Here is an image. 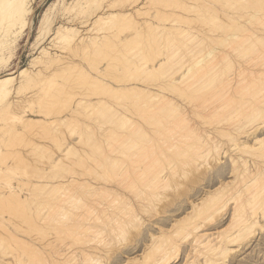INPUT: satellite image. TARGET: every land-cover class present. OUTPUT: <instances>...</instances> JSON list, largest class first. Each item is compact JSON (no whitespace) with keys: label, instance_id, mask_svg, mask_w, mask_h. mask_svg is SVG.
<instances>
[{"label":"rangeland","instance_id":"1","mask_svg":"<svg viewBox=\"0 0 264 264\" xmlns=\"http://www.w3.org/2000/svg\"><path fill=\"white\" fill-rule=\"evenodd\" d=\"M108 1L111 2L112 5L114 4L116 6V8H119V7L122 8V5H124V7L122 9H128V10H126L127 13H125L124 16L122 15L123 17L121 16V19H120V17H118L121 21L117 20L118 22H115L113 20L115 23L112 21L114 24L112 25V27L109 30L112 31V33H114V34L113 35L111 34V37L109 36L103 43H101V45L97 46L96 47L97 49L95 48V50H93V51L90 50L91 52L88 50V52L85 53L86 55H83L84 50L86 52V49L83 50L81 47H77V46L75 47L72 43L68 44V45L65 44L64 52L60 53L59 52L60 49L58 48V46H64L63 43H61V42L55 43L56 46L53 43L54 47L52 45L51 51L53 52V50H54V51H57L58 54H61V56H62L61 63H60V61L56 60L53 63L48 64L44 69L46 74H41L40 80H37L36 82L32 81L30 84H27L23 89H21V91L18 92L19 94L18 93L16 94L17 96L18 95L20 96V99L18 101L19 106L14 107V109L9 107V108H11L10 110H12V111L8 110L9 108L8 109L2 108L0 110V193H5L4 194L5 197H4V195H2L3 200L0 203V226L2 227V228L0 227V248H1L0 253L8 252V255H6L4 257V258H6L4 260L7 261L9 259L10 264H18L22 260H23L22 262H25V264H33V263L36 264L35 258L31 255L32 254L31 248L34 244L38 245L40 247L42 246L43 248L48 249V250H51V249L54 250L55 249V250H58L59 252H61V250H62L61 253H63V257H66L64 259H68V260L71 259V257H72V256H70V253H72V252L68 253L69 251H71V250L75 251V249H76L77 251H75V252H77L79 254L81 249L83 250L85 247L88 248V246L90 244L91 245H93L94 243H95L94 245L99 244V245H97L98 249L100 250V254H99L100 255L99 256L100 262H99V264H101V262L102 263L106 262L104 264H109V263L110 264H122L125 262L126 258H128L129 256L130 257H132V255L137 256L138 254H140L143 251L144 245H146L145 243L148 242V239H149L148 235H150L151 233L157 232V228L162 227V229L164 228L166 230L169 227L170 223L173 221V219H177V218L184 216L190 210L189 203H191L192 198H196V195H194L192 197V194L194 191L193 187L198 186L200 183H201L200 184L201 187L204 186L203 181H201V179H203L204 176H207L209 174L211 167L208 165L210 163L213 166H217V164H215L214 161L212 162L211 160H209L208 161L209 163H208L206 161L203 162L202 158H200L201 160L199 158H197L199 160V162L197 159H195V160L192 159V157H194L192 155H194V151H195L194 147H193L194 150H192V144L198 145L201 142V146H202V145H205L204 142H206L205 136L204 137L200 136V138H199L200 141H198L197 138H196L197 140L193 139L195 136H197V134L193 132L195 129L194 124L199 126V128H201L199 130V132L205 133V131L207 132V130H209L211 125L214 123V121H216L218 119L219 120L222 119L221 117H223V119H224V117L227 116V114H228V116L235 117V119L241 118L242 117L241 112L238 111V112L231 113V110H233V109H231V110L228 109L229 105H231L232 102L234 103V101L236 99L237 100L240 99L238 94H240V96L244 95L243 97L245 98V99L244 98L242 99V97H241V99L238 101V103L241 100H243V101L245 100L249 103H252V101H253V104H255L256 102H258L259 100H261L263 98L261 96L263 94L262 90L264 91V89H263L264 88V84H263L264 79H262V78H264V73L260 72V75L258 74L259 77L256 74L251 75L250 73H251V71H254L253 69H264V67H263L264 65L262 64V63H264V61H263L264 60V57H263L264 51H262V50H264V44H262L261 41L258 42V39H253L254 38L253 36H252V38H250L251 41H248L249 39L246 38L245 36L247 35L248 32L249 33L254 32V34H256L257 36L258 35L264 36V20H263L264 19V11H263L264 10V8H263L264 7L263 6L264 0L263 1L262 0H260V1H253V0H247L246 1V0H244L246 2H243L242 0H239V1L238 0H229V2H228V0H221V1L220 0L219 1L218 0H159V1L158 0H145V1H143V0H124V2L121 0H77L76 2H75V0H32L31 2H32V6H33V11L31 13V15L29 16V23L27 24L28 26L26 25V27L23 29V31L16 36V38L13 42V45H12V47L14 49L13 55L9 59H6L5 64H0V75L7 73L8 71L17 70L18 68L24 67L26 65L31 66V69L34 71L41 68L44 65V63H43L42 59L36 58L35 56H37V54H38V52L42 46H44V45L49 46V44H47V42H49L48 36L54 31V28L57 27V25L60 22H62V20L64 21L65 18H67L69 16H73L74 19L76 17L78 18L80 16L81 17L82 16H88V18H91V17L93 18L95 16L96 12H98L101 5L108 2ZM141 1H143V2H141ZM140 2H141V4H140ZM224 2H226V3H224ZM245 3H248V4L246 5ZM97 4H99V5H97ZM128 4H130V5H128ZM240 4H241V6H240ZM261 4H263V5H261ZM231 7L235 8V9H233V8L231 9ZM258 7H260L262 10L259 9ZM113 8H115V7H113ZM154 11H156V12H154ZM231 11H233V12L239 11V14H237L236 12L234 14ZM43 13H46V15L49 17L50 22L48 24V26H49L48 29H46L43 34H39L37 31V27H38L39 21H40ZM175 14H176V16H173ZM164 15H167V16H164ZM179 16H182V17H179ZM211 17H212V19H210ZM161 18H163V19H161ZM166 18H167V20H166ZM238 18L239 19L241 18V19L239 20ZM171 19L173 20V22ZM79 20H81V18ZM215 20H217V22H214ZM232 20H234V21L232 22ZM245 20L247 23L245 22ZM247 20H249V21H247ZM198 21H200V22H198ZM230 21L232 24H230ZM148 22H149V24H148ZM78 23L80 26H82L81 29L83 27L87 26V25L83 26V24L80 22H78ZM211 23H213L214 25H212ZM250 23L251 24L253 23V24L251 25ZM150 24H152V25H150ZM220 24H221V26H220ZM158 25H159V27H158ZM161 25H163L162 28L160 27ZM97 26L98 25L96 24L94 27L98 28L101 25L98 27ZM149 26L151 27V29ZM152 26H153V28L155 26L157 27L156 29L154 28L155 30H158V28H159L160 32L157 33V32H155L154 29L152 30ZM218 26H220V27H218ZM229 26H230V28H229ZM167 27H168V29L170 27H172L173 31H171V28H170V30H168ZM173 27H176V29L179 30V32L176 29H173ZM211 27H213V28H211ZM222 28H224V30L226 32L225 31L223 32ZM251 28H253V29H251ZM119 29H121V30H119ZM162 29H163L164 33H163ZM208 30H210V31H208ZM234 30L236 31V33L239 32V34L236 35ZM247 30H249V31L247 32ZM161 31H162V33H161ZM233 31H234V34H233L234 36L232 37L230 34ZM244 31L247 33L245 34ZM86 32H90V31H86ZM181 32L183 33V35L181 34ZM241 32H243V33H241ZM176 33L178 35H176ZM187 33H189V34H187ZM221 34H224V37L227 34V37H225V38H227V40H228L227 46L230 45L229 47H227L225 45L224 41L222 42L224 37ZM244 34H245V36H244ZM241 35H242V37L239 38L238 36H241ZM158 36H160V37L158 38ZM190 36H191V39H193V41H191ZM228 36L231 38H229ZM115 37H116V39H115ZM152 37H153V39H152ZM148 38L150 39V41L152 43L149 42ZM181 38H182V41H181ZM207 38L209 39V41ZM215 38L218 39L216 42H214L212 40ZM236 38H238L239 40L238 39L236 40ZM123 40H126V41H123ZM143 40L145 43H147L148 48L146 47V44L143 42ZM153 40H156V41H153ZM183 40H185V41H183ZM168 41H170V42L172 41L171 42L172 44ZM178 41H179V43H177ZM211 41L213 44L209 43ZM220 41L223 44H221ZM112 42H114V43L112 44ZM173 42H174V44H173ZM229 42L231 44L233 43V45L229 44ZM107 43H108V45H107ZM141 43H143V44H141ZM149 43L152 45H150ZM235 43H237V44H235ZM255 43L259 44V47H258V45H255ZM134 44H135V46H134ZM208 44L214 45L216 47L217 51H220V52L222 51V54H223V52L226 53L227 51L230 54V55H227L225 57L223 55L224 59L221 57L222 54H218L217 55L218 57L216 58V60L214 59L213 62L217 61V62H220V64L217 65L215 69H217L219 66V68H218L219 71L223 70L224 72H226V71H228L226 69L227 68L229 69V66H232L231 63H233L234 61H235V63L242 61L243 66H245V69H247L248 71H246L245 69L240 71L238 69L239 71L236 72V74H235V71H237V69L235 71H231V72L228 71L230 74L229 77L224 76V74H223L221 79L214 80L215 83H213V85L211 83L208 86L206 85V87L203 88L204 89V91H202L203 93L201 92L199 94V91H201V90H199L198 94H197L198 98H196V96H195V98H192V97L189 98L188 97L190 100H188V98L186 96L183 97L184 96L183 93L186 92L189 94L190 92H188V91H191L190 95H192L191 89L194 86V80L193 79L196 78V75L197 76L199 75L198 73L195 75V77L182 79V81L180 80L181 81L180 84H179V81L177 82L178 83L177 88L182 90L183 96L180 94V91L178 92L180 95L175 94V92L177 93V90H178L177 88H174V89L171 88V90H173L174 93H172V91L169 88H166V90L165 89L160 90V89L156 88V86L161 84V82L165 83L166 81L171 80V79L181 78L182 72L184 70H186V68L190 64H192V61H193L191 59L192 53L195 51L199 52L200 50H202L200 52L203 53L205 49L210 47V46H208ZM240 44H242V45H240ZM204 45H205V47H204ZM243 45H245V46H243ZM251 45H253V47L255 46L254 47L255 49H253V47ZM109 46H110V48H109ZM137 46L142 47V48L144 47L143 50H145L146 53L143 52L142 54L141 53L133 54L132 51H136V49L138 48ZM149 46H150V48H149ZM167 46H171L173 48L167 47ZM241 46H243V48L245 47L243 51H242ZM260 46L262 47L261 49H259ZM176 48H177V50H176ZM186 48L189 51H186L187 50ZM203 48H205V49H203ZM232 48H236V49L239 48L237 50L238 52L232 51ZM249 48H251V50ZM257 49H258V51H257ZM126 50H129V51H126ZM192 50H193V52H192ZM244 51H246V52H244ZM97 52H98V54H97ZM157 52H159V53H157ZM176 52H178V53L176 54ZM231 52L233 55L231 54ZM259 52H261V53H259ZM127 53L130 54V56L131 55H134V56L130 57L129 55H127ZM228 53H226V54H228ZM237 53H238V56L240 55L239 58L241 60H239V58H236V57H238ZM241 53H243L244 56L247 55L246 58L244 56H241ZM255 53H256V55H255ZM189 54L191 57L189 56ZM259 54H261V55H259ZM254 55L257 58H255ZM180 56H182V57H180ZM233 56H234V58H233ZM248 56H249V58H248ZM86 58H88V61ZM250 58H253V60L252 59H251L252 61L249 60ZM84 59L86 61H84ZM127 59H129V60H127ZM165 59H168L167 61H169L171 63H169V62L167 64L165 63L166 64L165 66L161 65L160 63L165 61ZM246 59H248L247 60L248 63H245ZM227 60L228 61L230 60V61L228 62ZM72 61H74V63L79 62L80 65L78 64V67L76 65L72 66V63H71ZM189 61H191V62H189ZM257 61L259 64L257 63ZM261 61H262V63H261ZM208 62H210V61H208ZM68 63H70V64H68ZM130 63H132V64H130ZM251 63L253 65V67L250 66ZM66 64L70 65V67L67 66ZM159 64H160V66H163L164 69H162L163 67H161V69L158 70V68L160 67ZM205 65H207V66L204 67ZM211 65H212V63L210 62V65H209V63L202 65L203 66V67L201 66L202 69L199 68L200 66L197 67L196 69L199 70L200 74L203 73V75H204L206 73L204 71H206V69L208 71L210 69L209 66H211ZM260 65H263V66L260 67ZM155 66H157V70H156ZM143 67H144L143 70H146L145 73H141ZM150 67H151V69H149ZM224 67H225V69H224ZM146 68H148L149 70ZM153 69H155V70H153ZM176 69L179 72H177ZM153 71H155V72H153ZM221 71H220V73H221ZM243 71H245V72H243ZM137 72H138V74H136ZM76 73L78 75H76ZM242 73L243 74L247 73L246 75L248 76L249 80L250 79H252V80L247 81L248 78L245 77L246 76L245 74L242 76ZM140 74H142V75H140ZM171 74H172V76H171ZM165 76H168L169 79ZM206 76H204L201 79L203 84L206 83L207 79H208L207 81H210L209 79H211V77H206ZM208 76H211V75L209 74ZM236 76L242 82H240V80H237L235 78ZM62 77H63V79H62ZM96 78L100 79V83L95 81ZM123 78L125 79V81ZM226 78H228L227 82L225 80ZM254 78H256V79H254ZM188 79H190V80L188 81ZM132 80L135 82H132ZM142 81H144L145 84H147L148 86H150V84H151L150 87L153 88L152 89L153 92L151 91L152 93L155 94V93L159 92L160 95H158V96L152 95L151 97L147 96L145 98L146 100H143L141 102L139 99H136V101L133 100L131 98L132 96L129 97L128 93L131 94V91H121V90L115 91V90H112L111 88L108 89L106 87V86H108V84H110L112 86H117V87L128 86L130 83H134V84L139 83L140 84ZM148 81H152V83L148 82ZM153 81H155V82H153ZM229 81L231 82V84ZM221 82L223 85L221 84ZM57 83H59V84H57ZM181 83H183L182 86H179V85H181ZM224 83H226V84H224ZM97 84H98V86H96ZM236 84H238V85L235 86ZM250 84L253 87L252 91L254 90L253 94L251 93V89L248 90V88H250ZM252 84H254V86ZM100 85H102V86L99 87ZM232 85L234 87H232ZM255 85H256V87H255ZM259 85H260V88L262 86V89L260 90L261 95H259V89H260L258 87ZM152 86H154V87H152ZM184 86L187 87V90H185L186 88ZM188 86L191 89H189ZM245 86H246V88H243ZM181 87H183V88H181ZM210 87H211V89H210ZM212 87H215V88L212 89ZM226 87H227V89H226ZM52 88H53V90H52ZM110 90L112 92H110ZM206 90H208V91H206ZM212 90H213L214 94L212 93ZM227 90L229 92L231 91L230 92L231 94L235 90V92H233L234 95L232 94L233 95L232 96L231 94H229V92ZM113 91L116 92V93H114L115 96L113 95L114 97L112 95L111 96L109 95L110 93L113 94ZM223 91H224V93H223ZM34 92L36 94L35 97L34 98L29 97L30 98L29 99L28 95L32 94ZM124 92H125V94L127 93L126 94V97L128 96L127 100H126V97H124L125 100L122 98ZM208 92L211 94H209ZM220 92H222V93H220ZM248 93H249V95H248ZM119 94H121L122 96ZM188 94H187V96H190ZM207 94L212 96L211 97L208 95L209 100L212 102V103L209 102V103H211V106L208 103L209 105L207 104V106L209 108L204 105V106H201L198 108V110L196 111L197 113L191 112L190 109L192 107V104L195 105L198 102V100L199 101L202 100V101H204L203 104H206L205 102L208 101L207 100ZM215 94H217V95H215ZM221 94H223V96H225L223 98H225L226 100L221 98ZM39 95H41V96H39ZM45 95H46V97H45ZM198 95H200V96H198ZM227 95H229V97ZM236 95H238V97ZM166 96H168L169 99H167ZM179 96H180V98H179ZM202 96L203 97L205 96L204 97L205 100L202 99ZM234 96H236V98ZM249 96H250V99L248 101L247 98ZM164 97H166V98H164ZM252 97L257 99V101H254V99L252 100ZM163 98H164V100H162ZM231 98H233V99H231ZM129 99H131V100H129ZM171 99H173L175 102L182 104V106L184 107V111L187 115L186 117H188V119H185V115H184V117L182 116L185 120L182 119L179 121V118H182L181 116L176 118V116H178V115L175 116L176 112H175V114L171 112L172 108L170 109V107L168 106V103H167L168 100H171ZM195 99H198V100H195ZM214 99H215V101H214ZM228 99H231L232 101H228ZM147 100H149V102ZM191 100H193V101H191ZM219 100L220 101H226V102H221V104H220ZM237 100H236L235 104H237ZM102 101L103 102L105 101L108 104H105L104 106H100L101 104H99V102H102ZM163 101L166 102L167 104L166 103L164 104ZM188 101H190V102H188ZM227 101H228V103H227ZM215 102H216V104H215ZM218 102H219L220 106L218 105ZM229 102H231V103H229ZM225 103H227L228 105ZM3 104H4V100H3V103L0 102V107H2ZM49 104H51V105H49ZM115 104H117V105H115ZM120 104H124L125 107L121 106ZM199 104H200V102H199ZM216 105H218V106H216ZM214 106H216V110H212L213 108H215ZM222 106H223V108H222ZM148 107H150V109ZM146 108H148V109H146ZM156 108L158 111H156ZM210 108L212 111L210 110ZM220 108H221L222 112H221ZM224 108H226L227 110H225ZM228 110H230V111H228ZM41 111L47 116L43 115V113H41ZM145 111L148 112V114H146ZM203 111H205V113ZM207 111L210 113L208 114ZM213 111H214V113H213ZM217 111H219L220 113H217ZM225 111H228V112H225ZM14 113H15V115H14ZM46 113H48V114H46ZM201 113H202V115H201ZM221 113H223V114H221ZM235 113H236V115H235ZM172 114H174V115H172ZM212 114H215L216 116L212 115ZM219 114L222 116H220ZM19 115H24L25 117L24 118L18 117ZM152 115H154V117ZM233 115H235V116H233ZM112 116H114V117H112ZM120 116H123V118L125 120L126 119H128V120H126V122L124 119L120 120V118H122ZM208 116H210L211 119ZM28 117H31V119H26L27 120L26 121L27 124H26V123H24L25 122L24 119L28 118ZM43 117L45 118V120H47V122H43L40 124L35 120H34V123L32 121V119H34V118H43ZM63 118L66 119V121L64 120V123L66 124V122H67L68 125L64 126L65 125L64 123H60L61 119H63ZM148 118H149V120H148ZM209 119L211 120L210 124H209V122H210ZM30 120H31V122H29ZM116 120H118V121H116ZM122 120H124V121L122 122ZM206 120H208V121H206ZM190 122H192V123H190ZM30 123H32V124H30ZM192 124L194 127H192ZM207 124H209V125H207ZM218 124L221 125L222 123L220 122ZM67 126H70V130H71V128H72V130L71 131L68 130L69 128ZM142 126H144L145 128ZM149 126H151V127H149ZM128 127H130L131 129H129ZM136 128H138V129H136ZM159 128L161 130H163V128H168L167 129L168 131L166 129L164 130L165 133H167V134L163 135L162 133H160L159 131H161V130ZM181 128H182V130H181ZM192 128H194V129H192ZM138 130H140L142 133ZM139 132H140V134H139ZM179 132H181V133H179ZM180 134H184V136L186 138L185 140H187L188 145L191 144L190 147H185V145H182V146L179 145L180 148H179V146H173V147L168 148L167 145L161 144L162 139H166V140L169 139L170 140L173 137L177 138V136ZM123 135L124 136L126 135L127 137L124 138ZM201 137H203V138L201 139ZM117 138L120 139L121 142ZM134 138H135V140H134ZM132 140H134V141H132ZM192 140H194L193 142L196 141V143H198V144L193 143ZM116 141H118V142H116ZM157 142H158V144H157ZM153 143H154V146H153ZM117 144L119 147L116 146ZM137 144H138V146H139V144L142 145L143 148L141 146H139V148H138ZM129 145L136 152L135 151L133 152L132 149L130 151ZM155 145L157 148L155 147ZM161 146L162 147L164 146L166 150L164 148L161 150L160 149V148H162ZM110 147H112L111 150L109 149ZM154 147L156 150L153 149ZM178 148L181 150H179ZM105 149H107V150H105ZM157 149H159V150H157ZM118 150H120V151H118ZM143 150H145V153H143L144 152ZM160 150L163 151V153L166 152V154L161 153ZM131 152H133V153H131ZM156 153L158 154V156H162V157L164 155H166V156L167 155L168 156L174 155L175 157L174 156H171V157H174L175 160L173 158V159H171V161L173 160L172 163L167 164V162L165 160L166 156H164L163 157V159L165 160L164 161L165 163H164V162H162L163 159H161V157L156 156L157 155ZM123 154H124V156H123ZM129 154L131 157H127V156H129ZM133 155L135 156L134 158H133ZM141 156H142V158H141ZM149 157H150V159H148ZM129 159H130V161H128ZM187 159H188V162L186 161ZM176 160H177L178 164H177ZM189 160L194 161V163H193L194 165L191 164L192 162H190ZM133 161L135 163H133ZM140 161H142V162H140ZM152 161H154V162H152ZM222 161H227V160H225V157H223ZM115 163H116V166H115ZM142 164H144V165H142ZM103 165H104V167H103ZM133 165L136 167H134ZM138 165H139V167H138ZM141 166H144L146 172L151 171L154 173L155 171H157V172H155L158 175L157 179H158V181L161 180L160 182H157L158 183L157 188L161 187V189L163 191H160L161 190L160 188H158V189L155 188L156 191L158 190V192H159L158 195H160V196H157V198H154V200H152V203H150V206L146 208L147 211H143L141 209H138L139 216H141L144 219V223L140 227L139 231L135 232L134 230L130 229L132 231L129 230L130 232L128 231L126 233L127 235L125 234V236H122V235L116 236L117 239L114 235L113 236L108 235L106 230H102L101 227L89 229L88 231L85 229H83L84 230L83 231L82 226H80L78 228L74 227L73 229L76 228L75 230H73L71 228V229H69L70 233H67L68 227H67L66 223L64 222L66 220L65 219L66 217H64L65 215H63V214H65L66 211L68 212V210L70 209V206H71L70 202H68V200H66V198L68 199L67 196H69L68 195L69 192L66 193L67 196L64 195L65 193H62L63 196L61 193L58 194L60 191L58 193H56L57 192L56 189H58L59 187L57 184H56L57 186H55L54 183L59 182L60 185L63 182H65L67 184L71 183V184H69V185H71V188H70L71 192L70 193H74V195L76 193V195H77V197L74 195H73V197H76V198L80 197L81 199H84V198L96 199L97 198L98 200H105L106 201V199H110V197L112 196V193H113L112 191H109L110 194L104 193V195H103L104 197H103L101 194L96 195L93 192L96 189L94 190L92 188L98 187V189H100L99 187L101 185L102 186H105V185L110 186V185H112V183H114L115 181L117 182L120 179L118 181V183L120 181L121 182L123 181L122 183L125 182L124 184H129V183L130 184L131 183L137 184V183H139L142 191L146 192V189L144 188V184H145V182H149L148 177H150L151 175H154L155 173L154 174L148 173L149 174L148 175V174H146L145 171H143V168H141ZM165 166L169 167V168H167L168 170H166ZM170 167H172V168H170ZM132 168H135V169H132ZM137 168H138V171H139V169L142 170V171L140 170L139 172L137 171L138 174L136 172ZM173 168H175V170ZM130 169H131V171H130ZM133 170H134V173H133ZM162 170H164V171L162 172ZM167 171H170L173 174H171V176H170L169 175L170 172L168 174ZM109 172H111V173H109ZM174 172H176V173H174ZM124 173H126V174H124ZM131 173L134 175V177H136V179L139 178V180H141L143 178L144 181L137 182L138 180H136ZM142 173H143V175H141ZM160 173L163 177L160 175ZM139 175H141V176L145 175L144 176L145 178L144 177L141 178V176H139ZM102 177L103 178L105 177L104 178L105 181L103 180ZM128 177L132 181H133V179L135 181L132 182L131 180L128 179ZM132 177H133V179H132ZM161 177H162V179H160ZM69 178H71V179H69ZM146 179H147V181H145ZM168 181H169V183H168ZM86 182H87V185H86L87 187L86 186L85 187L88 188L90 186L89 188L91 190L89 189V191H91V192L88 191L89 193L88 192L86 193L88 196L87 195L83 196L85 194L84 189L85 190H87V189L84 187H80V186L81 185L84 186L86 184ZM135 182H137V183H135ZM161 182L162 183L164 182L165 184L164 183L162 184ZM159 183L161 184L160 186H159ZM51 184H54V185H51ZM139 184H137V185H139ZM92 185H93V187H92ZM162 186L163 187L165 186V187L162 188ZM55 190H56V192H55ZM9 192H12V194L8 195ZM51 192L52 193L54 192L52 194L53 196L51 195ZM90 193H92L94 196L92 197V195H90ZM125 193H128V190H125ZM35 197H37V198H35ZM53 197H54V199H53ZM60 197H62L63 199ZM101 197H103V198H101ZM24 198H27V201H25L24 205L20 204V206H19L18 203H21L20 201L23 200ZM38 198H40V199H38ZM28 199L30 200V202ZM41 199L42 200L44 199V201H42ZM155 200H157V202ZM31 201L33 202V204L31 203ZM37 201H38V203H36ZM64 201L69 203V205L67 203H65ZM71 202H73V201H71ZM44 203H46V205ZM77 203H76L77 206H74V208L77 207V208H75L76 210L74 208H71V210L72 209H73V211L75 210L74 213L76 214L75 216H77V218H79V220H78L79 222H82V221L83 222H85V221L93 222L94 219H98V217H97L98 213H92L91 212L92 215L91 214L88 215L90 213V211H88L87 209L84 210V208H82L80 203L79 202H77ZM56 204L58 207H55ZM151 204H152V206H151ZM27 206L29 209L27 208ZM154 206H156V208ZM2 207L6 210V211L4 210L5 211L4 214L1 213L2 212L1 210H3ZM38 207L41 210L38 209ZM66 207H68L67 210H66ZM151 207H153V208H151ZM34 208L35 209L37 208V209L33 210ZM42 208H44V209H42ZM55 208H57L56 211L55 210L53 211V209H55ZM61 208L64 212L61 211ZM159 208H160V210H159ZM59 210L61 213L59 212ZM40 211H42V212L40 213ZM83 211L84 212L86 211L85 214H87V215H85L83 213ZM46 212H49V213H47L48 216L46 215ZM147 212H150L149 216L145 215V214H148ZM94 214H95V218H94ZM53 215H55V216H53ZM55 218L56 219L58 218V221ZM50 219H52V220H50ZM53 219H55V220H53ZM163 219H167V221L164 223V225H163V222L160 221ZM55 221H57V222H55ZM2 222L4 223V225L7 228H9L11 231L16 233L20 237V239L14 240L11 235L6 233V230H5L4 226L2 225ZM160 223H162V224H160ZM11 224H13V225H11ZM60 224H62L63 226ZM78 224H80V223H78ZM43 225H47V226H43ZM80 225H82V224H80ZM51 230L54 231L55 234ZM65 231H66V233H65ZM90 231H91V233H90ZM48 232H49V235H47ZM57 232H58V234H57ZM262 233L263 232L261 230L255 231L252 234V236L250 237V239H247L246 242L248 244H246V243L243 244V246H245L244 248L242 247L243 249L241 248L240 250H238L239 251L238 253H237V251H235L236 254H235V252H233V253L231 252L232 254L228 253L229 255H226L225 256L226 258L224 257L225 260L223 258V261H221V263L226 264V262H227V264H237V263H239V264H264V243L262 244V240H261V234ZM51 234H52V236L53 235H56L58 237L60 236L58 238V240L54 244H52V246L49 243L46 244L48 242V239H50L52 237ZM95 234H97V235L94 236ZM26 235L29 237H27ZM39 235L42 236V239ZM98 235H100V236H98ZM31 236H34V237H31ZM104 236H106V237H104ZM92 237H94V238H92ZM100 237L102 238V242H100L101 241V239H99ZM122 237L124 239H122ZM68 238L72 239L73 241L76 240L75 243L72 242L71 240H70L71 241L70 242L68 240ZM96 238H98V239H96ZM137 238H139V239H137ZM21 239L24 240V244L22 243L23 240L21 241ZM78 239H79L80 243L77 242ZM95 239L97 241V244H96ZM35 240L37 242H35ZM59 241L63 245L60 244L61 246H58ZM25 242L27 244H25ZM88 242H90V243H88ZM104 242H105V245L108 244V246L110 245L111 247L106 246V249L104 250V248H105ZM72 243H73V245H72ZM82 243L85 245H83ZM68 244H69V246H68ZM101 244H103V245H101ZM65 246L69 249L68 250H67V248L65 249ZM101 247L103 249H101ZM11 249H13L16 252L12 251ZM20 251H21V253H20ZM11 253L12 254L14 253V255H12ZM16 253H17V255H16ZM65 253H67V254H65ZM18 254L20 255V257ZM64 254L66 256H64ZM174 254L176 256L172 254L171 259H170L171 261L169 264H179V263L183 264V262H184L183 257L185 256V252L182 249V246H179L178 251H176V253H174ZM29 255H30V257H29ZM15 256L17 258H21V260L18 259V263H17V258ZM26 257L29 260H27ZM115 257L118 259H116ZM229 257H231L233 259H231ZM32 258H33V260H32ZM74 258H77V257H74ZM108 260H109V262H108ZM76 261H80V258H78ZM133 263L136 264L134 261L130 262V264H133ZM22 264H24V263H22Z\"/></svg>","mask_w":264,"mask_h":264},{"label":"bare ground","instance_id":"2","mask_svg":"<svg viewBox=\"0 0 264 264\" xmlns=\"http://www.w3.org/2000/svg\"><path fill=\"white\" fill-rule=\"evenodd\" d=\"M32 0H0V64H5L6 63V59H9L12 55H13V52H14V49L12 47L13 45V42L16 38V36L18 34H20L23 29L26 27V25L29 23V16L31 15L32 11H33V6H32ZM77 0H75L76 2ZM124 2V0H121ZM145 1V0H143ZM141 1V2H143ZM159 1V0H158ZM219 1V0H218ZM221 1V0H220ZM239 1V0H238ZM243 2H246L244 0H242ZM253 1H260V0H253ZM263 1V0H262ZM58 2V1H57ZM135 2V1H134ZM133 2V3H134ZM140 2V4H141ZM229 2V0H228ZM252 2V1H251ZM101 3V2H100ZM118 3V2H117ZM136 3V2H135ZM134 3V4H135ZM217 3V2H216ZM226 3V2H224ZM139 4V5H140ZM223 4V3H222ZM246 5L248 3H245ZM99 5V4H97ZM119 5V4H118ZM117 5V6H118ZM130 5V4H128ZM203 5V4H202ZM225 5V4H224ZM263 5V4H261ZM142 6V5H141ZM140 6V7H141ZM207 6V5H206ZM220 6V5H219ZM238 6V5H237ZM241 6V4H240ZM264 6V5H263ZM115 7V8H113ZM124 7V5H122V8ZM239 7V6H238ZM237 7V8H238ZM97 8V7H96ZM122 8H116V6L113 4H111V2H106L104 4L101 5V7L99 8L98 12H96L95 16L92 18H88V16H80L78 17L79 19L81 18V20H79L77 17L74 19L73 16H69L67 18H65V20L62 22H60L57 27L54 28V31L48 36L49 37V42H47L48 45H44L40 48L37 56H35L36 58H39V59H42L44 65L39 68L38 70L34 71L31 69V66H24V67H21V68H18L17 70H14V71H8L7 73H4L2 75H0V102L3 103V100H4V104L2 107H0V110L3 108V109H8L9 107H11L12 109H14V107L16 106H19L18 105V101L20 99V96L16 95L18 92L21 91V89H23L27 84H30L32 81H37V80H40V75L41 74H46L45 73V67L50 64V63H53L54 61L58 60L60 61L61 63V54H58L57 51H54L53 52L51 51V47L53 45L54 47V44L55 43H58V42H61L63 43L64 46H58V48L60 49V53H63L64 52V49H65V44H73L75 47H81L83 50L86 49V52L84 50V53L83 55H86L85 53L88 52V50L90 51H93L95 50V48L99 45H101V43H103L109 36L111 37V34L113 35L114 33H112V31H110L109 29L112 27V25L115 23V22H118V21H121V16L126 12V10L128 9H122ZM176 8V7H175ZM194 8V7H193ZM233 7H231L232 9ZM236 8V9H237ZM259 9H261L260 7H258ZM264 8V7H263ZM136 9V8H135ZM185 9V8H184ZM198 9V8H197ZM235 9V8H233ZM241 9V8H240ZM244 9V8H243ZM256 9V8H255ZM137 10V9H136ZM239 10V9H238ZM242 10V9H241ZM262 10V9H261ZM147 11V10H146ZM255 11V10H254ZM260 11V10H259ZM264 11V10H263ZM262 11V12H263ZM140 12V11H139ZM156 12V11H154ZM189 12V11H188ZM194 12V11H193ZM233 12V11H231ZM237 14H239V11H235ZM235 12H233L235 14ZM172 13V12H171ZM198 13V12H197ZM257 13V12H256ZM260 13V12H259ZM75 14V13H74ZM173 14V13H172ZM223 14V13H222ZM241 14V13H240ZM161 15V14H160ZM169 15V14H168ZM203 15V14H202ZM225 15V14H224ZM122 16V17H123ZM142 16V15H141ZM164 16H167V15H164ZM171 16V15H170ZM173 16H176L173 15ZM196 16V15H195ZM229 16V15H228ZM231 16V15H230ZM236 16V15H235ZM241 16V15H240ZM254 16V15H253ZM120 17V19L118 18ZM169 17V16H168ZM179 17H182V16H179ZM185 17V16H184ZM203 17V16H202ZM232 17V16H231ZM237 17V16H236ZM243 17V16H242ZM261 17V16H260ZM263 17V16H262ZM132 18V17H131ZM164 18V17H163ZM161 18V19H163ZM217 18V17H216ZM253 18V17H252ZM64 19V18H63ZM123 19V18H122ZM165 19V18H164ZM169 19V18H168ZM178 19V18H177ZM204 19V18H203ZM212 19V17L210 18ZM214 19V18H213ZM233 19V18H232ZM239 19V18H238ZM241 19V18H240ZM239 19V20H240ZM248 19V18H247ZM259 19V18H258ZM115 22H114V21ZM118 20V21H117ZM159 20V19H158ZM167 20V18H166ZM165 20V21H166ZM170 20V19H169ZM172 20V19H171ZM188 20V19H187ZM264 20V19H263ZM89 21V22H88ZM114 23H113V22ZM160 21V20H159ZM175 21V20H174ZM180 21V20H179ZM185 21V20H184ZM190 21V20H189ZM203 21V20H202ZM221 21V20H220ZM234 20H232L233 22ZM236 21V20H235ZM249 21V20H247ZM49 17L46 15V13H43L42 14V17L39 21V24H38V27H37V31L39 34H43L44 31L46 29H48V24H49ZM82 23L83 26L84 25H87L85 27H83L81 29L82 26L79 25V23ZM173 22V20H172ZM200 22V21H198ZM204 22V21H203ZM214 22H217V20H215ZM237 22V21H236ZM246 22V20H245ZM256 22V21H255ZM88 23V24H87ZM146 23V22H145ZM144 23V24H145ZM171 23V22H170ZM176 23V22H175ZM206 23V22H205ZM226 23V22H225ZM229 23V22H228ZM247 23V22H246ZM257 23V22H256ZM261 23V22H260ZM263 23V22H262ZM98 25L100 27L96 28L94 27L95 25ZM149 24V22H148ZM212 25H214L213 23H211ZM210 24V25H211ZM230 24L231 21H230ZM234 24V23H233ZM249 24V23H248ZM251 24V23H250ZM253 24V23H252ZM251 24V25H252ZM146 25V24H145ZM152 25V24H150ZM188 25V24H187ZM237 25V24H236ZM239 25V24H238ZM261 25V24H260ZM259 25V26H260ZM28 26V25H27ZM169 26V25H168ZM221 26V24H220ZM218 26V27H220ZM249 26V25H248ZM145 27V26H144ZM147 27V26H146ZM150 27V26H149ZM159 27V25H158ZM161 28L163 27V25L160 26ZM165 27V26H164ZM177 27V26H176ZM176 27H173V29H176ZM208 27V26H207ZM214 27V26H213ZM211 27V28H213ZM216 27V26H215ZM228 27V26H227ZM235 27V26H234ZM241 27V26H240ZM117 28V27H116ZM155 29L157 28L156 26L154 27ZM153 26H152V30L154 29ZM171 28V31L172 30V27ZM170 28L167 29L170 30ZM178 28V27H177ZM181 28V27H180ZM201 28V27H200ZM209 28V27H208ZM230 28V26H229ZM236 28V27H235ZM239 28V27H238ZM122 29V28H121ZM119 29V30H121ZM151 29V27H150ZM154 29V30H155ZM195 29V28H194ZM215 29V28H214ZM217 29V28H216ZM223 29V32L225 31L224 28ZM234 29V28H233ZM253 29V28H251ZM149 30V29H148ZM151 30V31H152ZM177 30V29H176ZM182 30V29H181ZM185 30V29H184ZM221 30V29H220ZM86 31H90V32H86ZM163 31V29H162ZM161 31V33H162ZM179 32V30H177ZM210 31V30H208ZM214 31V30H213ZM235 31V30H234ZM234 31L230 34L232 37L234 36ZM238 31V30H237ZM249 30H247L248 32ZM255 31V30H254ZM155 32L159 33L160 32V29L158 28V30H155ZM226 32V31H225ZM247 32L244 31V33L246 34ZM164 33V31H163ZM236 33V31H235ZM243 33V32H241ZM249 33V32H248ZM247 33V35L244 36L246 38H248L249 40L248 41H251L250 38H252V36L254 37L253 39H258V42H262V44H264V36L262 35H256L254 34V32H250L249 34ZM154 34V33H153ZM180 34V33H179ZM181 34L183 35V33L181 32ZM189 34V33H187ZM201 34V33H200ZM215 34V33H214ZM239 34L236 33V35ZM135 35V34H134ZM158 35V34H157ZM156 35V36H157ZM176 35H178L176 33ZM192 35V34H191ZM210 35V34H209ZM212 35V34H211ZM223 35L224 37V34H221ZM115 36V35H114ZM145 36V35H144ZM181 36V35H180ZM185 36V35H184ZM183 36V37H184ZM208 36V35H207ZM119 37V36H118ZM160 36H158L159 38ZM165 37V36H164ZM179 37V36H178ZM194 37V36H193ZM227 37V34L226 36ZM222 40V42L224 41L225 45L227 46V38H225ZM229 37V36H228ZM239 38L242 37L241 36H238ZM114 38V37H113ZM155 38V37H154ZM157 38V37H156ZM199 38V37H198ZM201 38V37H200ZM231 38V37H229ZM235 38V37H234ZM116 39V37H115ZM149 39V38H148ZM153 39V37H152ZM184 39V38H183ZM189 39V38H188ZM190 39H191V36H190ZM208 39V38H207ZM206 39V40H207ZM238 38H236L237 40ZM244 39V38H243ZM109 40V39H108ZM146 40V39H145ZM204 40V39H203ZM214 42H216L218 39H212ZM239 40V39H238ZM245 40V39H244ZM123 41H126V40H123ZM153 41H156V40H153ZM181 41H182V38H181ZM180 41V42H181ZM185 41V40H183ZM191 41H193V39H191ZM209 41V39H208ZM243 41V40H242ZM247 41V40H246ZM255 41V40H254ZM253 41V42H254ZM109 42V41H108ZM144 42V40H143ZM149 42L150 39H149ZM165 42V41H164ZM170 42V41H168ZM172 42V41H171ZM170 42V43H171ZM198 42V41H197ZM200 42V41H199ZM203 42V41H202ZM221 42V41H220ZM221 42V44H223ZM233 42V41H232ZM237 42V41H236ZM239 42V41H238ZM256 42V41H255ZM54 43V44H53ZM106 43V42H105ZM114 42H112L113 44ZM145 43V42H144ZM152 43V42H151ZM179 43V41L177 42ZM184 43V42H183ZM209 43H212L209 42ZM240 43V42H239ZM127 44V43H126ZM143 44V43H141ZM146 44V47H147V43ZM150 44V43H149ZM172 44V43H171ZM174 44V42H173ZM213 44V43H212ZM229 44H231L229 42ZM237 44V43H235ZM252 44V43H251ZM108 45V43H107ZM125 45V44H124ZM152 45V44H150ZM165 45V44H164ZM170 45V44H169ZM233 45V43L231 44ZM242 45V44H240ZM246 45V44H245ZM243 45V46H245ZM248 45V44H247ZM255 45H258L259 47V44L255 43ZM56 46V44H55ZM104 46V45H103ZM115 46V45H114ZM135 46V44H134ZM210 46L209 48L205 49L204 52H200L202 50H200L199 52L195 51L193 52L192 50V64H190L186 70H184L181 74V78L179 79H171V80H168L166 81L165 83H162L157 85L156 88L157 89H165L166 88H169L171 90V88H177V85H178V81H179V84L180 82L182 81V79H187V78H192V77H195V75L198 73L199 75L197 76L196 75V78H194V86L193 88H188L192 90V95H190L191 91H188L190 92L189 94L186 93V92H182V90L180 89H176L177 90V93L175 92V94H179L178 92L180 91V94L182 95V93L184 94L183 97H192V98H198L197 97V94H198V91H199V94L204 91V87H206V85L208 86L210 83L213 85L214 80L216 79H221L223 74L224 76H227L229 77V72L231 71H235L237 69V71H235V74L236 72H238L239 70H244L245 69V66H243V63L242 61H239V62H236L235 61L232 64V66H229V69L227 68L226 72H224L223 70L219 71V66L217 69L216 66L220 64V62H213V60L218 57L217 55L218 54H222V51H217L216 47L214 45H209ZM224 46V45H223ZM230 46V45H229ZM227 46V47H229ZM242 47V51L244 50V48ZM253 47V45H251ZM250 46V47H251ZM122 47V46H121ZM128 47V46H127ZM132 47V46H131ZM138 48L136 49V51H132L133 54H136V53H143L145 52L144 47H139L137 46ZM167 47H171V46H167ZM182 47V46H181ZM188 47V46H187ZM191 47V46H190ZM205 47V45H204ZM239 47V46H238ZM255 47V46H254ZM253 47V49H255ZM257 47V46H256ZM99 48V47H98ZM110 48V46H109ZM148 48V47H147ZM150 48V46H149ZM173 48V47H171ZM189 48V47H188ZM196 48V47H195ZM201 48V47H200ZM231 48V47H230ZM237 48V47H236ZM236 48H232V51H237L238 49ZM248 48V47H247ZM262 47L260 46L259 49H261ZM97 49V48H96ZM100 49V48H99ZM114 49V48H113ZM118 49V48H117ZM127 49V48H126ZM158 49V48H157ZM156 49V50H157ZM168 49V48H167ZM170 49V48H169ZM187 49V48H186ZM192 49V48H191ZM190 49V50H191ZM225 49V48H224ZM251 50V48H249ZM119 50V49H118ZM130 50V49H129ZM129 50H126V51H129ZM135 50V49H134ZM148 50V49H147ZM150 50V49H149ZM177 50V48H176ZM90 51V52H91ZM115 51V50H114ZM117 51V50H116ZM169 51V50H168ZM173 51V50H172ZM185 51V50H184ZM186 51H189L188 49ZM241 51V50H240ZM258 51V49H257ZM264 51V50H262ZM95 52V51H94ZM93 52V53H94ZM99 52V51H98ZM97 52V54H98ZM118 52V51H117ZM155 52V51H154ZM238 52V51H237ZM246 52V51H244ZM252 52V51H251ZM101 53V52H100ZM107 53V52H106ZM105 53V54H106ZM119 53V52H118ZM121 53V52H120ZM131 53V52H130ZM146 53V52H145ZM159 53V52H157ZM169 53V52H168ZM178 52H176L177 54ZM182 53V52H181ZM185 53V52H184ZM190 53V52H189ZM228 53V51L226 52ZM223 52L222 54V58H223V55L224 57L227 56V55H230L229 53L226 54ZM235 53V52H234ZM248 53V52H247ZM257 53V52H256ZM255 53V55H256ZM261 53V52H259ZM264 53V52H263ZM262 53V54H263ZM175 54V55H176ZM187 54V53H186ZM232 54V52H231ZM246 54V53H245ZM249 54V53H248ZM64 55V54H63ZM127 55L130 56V54L127 53ZM180 55V54H179ZM197 55V56H196ZM233 55V54H232ZM251 55V54H250ZM254 55V56H255ZM261 55V54H259ZM114 56V55H113ZM122 56V55H121ZM134 55H131L130 57H132ZM190 56V54H189ZM188 56V57H189ZM237 56H238V53H237ZM240 56V55H239ZM236 57V58H239ZM241 56H244L243 53H241ZM247 56V55H246ZM246 56H244L246 58ZM102 57V56H101ZM100 57V58H101ZM111 57V56H110ZM137 57V56H136ZM142 57V56H141ZM182 57V56H180ZM184 57V56H183ZM187 57V58H188ZM191 57V56H190ZM264 57V56H263ZM85 58V57H84ZM99 58V57H98ZM106 58V57H105ZM120 58V57H119ZM139 58V57H138ZM177 58V57H176ZM228 58V57H227ZM234 58V56H233ZM244 58V59H245ZM249 58V56H248ZM255 58H257L255 56ZM83 59V58H82ZM87 61H88V58H86ZM102 59V58H101ZM100 59V60H101ZM108 59V58H107ZM190 59V58H189ZM188 59V60H189ZM190 59V60H191ZM224 59V58H223ZM230 59V58H229ZM232 59V58H231ZM243 59V58H242ZM253 60V58H250L249 60ZM90 60V59H89ZM113 60V59H112ZM129 60V59H127ZM139 60V59H138ZM168 59H165V61L161 62L160 64L161 65H166L169 61H167ZM181 60V59H180ZM220 60V59H219ZM233 60V59H232ZM236 60V59H235ZM239 60H241L239 58ZM248 59H246L245 63H248L247 62ZM251 60V61H252ZM263 60V59H262ZM84 61H86L84 59ZM137 61V60H136ZM142 61V60H141ZM210 61L212 63L210 67V69L207 71H204L206 72L204 75L203 73H199V70H197L196 68L199 67L201 68L202 65L204 64H208L210 65ZM222 61V60H221ZM228 61V60H227ZM230 61V60H229ZM228 61V62H229ZM255 61V60H254ZM264 61V60H263ZM188 62V61H187ZM186 62V63H187ZM191 62V61H189ZM226 62V61H225ZM72 63V66L73 65H76L78 67V64L80 65L79 62H76L74 63V61L71 62ZM74 63V64H73ZM142 63V62H141ZM166 63V64H165ZM171 63V62H169ZM173 63V62H172ZM185 63V64H186ZM250 63V62H249ZM253 63V62H252ZM252 63L250 64V66L253 67ZM258 63V61H257ZM262 63V61H261ZM70 64V63H68ZM132 64V63H130ZM159 64V66H160ZM222 64V63H221ZM230 64V63H229ZM259 64V63H258ZM264 65V63H262ZM67 65V64H66ZM183 65V64H182ZM225 65V64H224ZM255 65V64H254ZM263 65H260L263 66ZM70 67V65H67ZM75 66V67H76ZM207 65H205L204 67H206ZM228 66V65H227ZM256 66V65H255ZM254 66V67H255ZM156 67V70H157V66ZM154 67V68H155ZM161 67L163 66H160L158 68L161 69ZM172 67V66H171ZM203 67V66H202ZM226 67V66H225ZM224 67V69H225ZM264 67V66H263ZM124 68V67H123ZM153 68V67H152ZM169 68V67H168ZM198 68V69H199ZM251 68V67H250ZM63 69V68H62ZM80 69V68H79ZM144 67L142 68V72L141 73H145L146 70H143ZM148 69V68H146ZM151 69V67L149 68ZM148 69V70H149ZM164 69V67L162 68ZM167 69V68H166ZM202 69V68H201ZM222 69V68H221ZM239 69V70H238ZM249 69V68H248ZM155 70V69H153ZM177 70V69H176ZM246 71H248L247 69H245ZM254 71H251V75L252 74H256L258 77L260 75V72L264 73V69H253ZM79 71V70H78ZM126 71V70H125ZM139 71V70H138ZM203 71V70H202ZM148 72V71H147ZM150 72V71H149ZM155 72V71H153ZM158 72V71H157ZM176 72V71H175ZM177 72H179L177 70ZM176 72V73H177ZM245 72V71H243ZM138 74V72L136 73ZM147 74V73H146ZM159 74V73H158ZM173 74V73H172ZM171 74V76H172ZM210 74L211 76H208ZM215 74V75H214ZM238 74V73H237ZM245 74V73H244ZM242 73V76L244 75ZM247 74V73H246ZM245 74V75H246ZM259 74V75H258ZM76 75H78L76 73ZM142 75V74H140ZM139 75V76H140ZM207 75V76H206ZM234 75V74H233ZM255 75V76H256ZM67 76V75H66ZM206 76V77H211V79H209L210 81H207L206 80V83H202V78ZM239 76V75H238ZM250 76V75H249ZM263 76V75H262ZM132 77V76H131ZM169 79L168 76H165ZM205 77V78H206ZM246 78H248V76L246 75L245 76ZM252 77V76H251ZM224 78V77H223ZM237 80H240L237 78V76L235 77ZM243 78V77H242ZM63 79V77H62ZM71 79V78H70ZM124 79V78H123ZM145 79V78H144ZM227 79L226 78V82H227ZM230 79V78H229ZM256 79V78H254ZM253 79V80H254ZM264 79V78H262ZM67 80V79H66ZM65 80V81H66ZM69 80V79H68ZM181 80V81H180ZM190 79H188L189 81ZM192 80V79H191ZM252 79L249 80V78L247 79V81H251ZM96 82L100 83V79L96 78L95 80ZM125 81V79H124ZM127 81V80H126ZM129 81V80H128ZM220 81V80H219ZM222 81V80H221ZM224 81V80H223ZM256 81V80H255ZM262 81V80H261ZM264 81V80H263ZM72 82V81H71ZM132 82H135L132 80ZM147 82V81H146ZM148 82H151L152 81H148ZM155 82V81H153ZM225 82V81H224ZM230 82V81H229ZM236 82V81H235ZM240 82H242L240 80ZM239 82V83H240ZM246 82V81H245ZM238 83V82H237ZM250 83V82H249ZM59 84V83H57ZM56 84V85H57ZM149 84V83H148ZM183 83H181V85L179 86H182ZM193 84V83H192ZM222 84V82H221ZM226 84V83H224ZM231 84V82H230ZM258 84V83H257ZM264 84V83H263ZM72 85V84H71ZM190 85V84H189ZM220 85V84H219ZM223 85V84H222ZM238 84H236L235 86H237ZM244 85V84H243ZM254 86V84H252ZM98 86V84L96 85ZM102 85H100L99 87H101ZM151 86V84H150ZM150 86H148L147 84H145L144 81H142L140 84L137 83V84H134V83H130L128 86H120V87H117V86H112L110 84H108V86H106L108 89H112V90H115V91H118V90H121V91H131V94H129V97H131L133 100L136 101V99H139L141 102L143 100H146L145 98L147 96L151 97L152 95L154 96H158L160 95V93H152L153 92V88H151ZM211 86V85H210ZM229 86V85H228ZM56 87V86H55ZM154 87V86H152ZM185 87V86H184ZM192 87V86H191ZM216 87V86H215ZM215 87H212V89H214ZM218 87V86H217ZM221 87V86H220ZM224 87V86H223ZM232 87H234L232 85ZM251 84H250V88L251 89V93L253 94L254 90L252 91L253 87L251 88ZM256 87V85H255ZM260 88V85L258 86ZM106 88V89H107ZM183 88V87H181ZM187 90V87H185ZM219 88V87H218ZM229 88V87H228ZM237 88V87H236ZM243 88H246L243 87ZM55 89V88H54ZM188 89V90H189ZM203 89V90H202ZM211 89V87H210ZM209 89V90H210ZM227 89V87H226ZM225 89V90H226ZM241 89V88H240ZM256 89V88H255ZM262 89V86L261 88L259 89V95H261L260 93V90ZM264 89V88H263ZM53 90V88H52ZM61 90V89H60ZM175 90V91H176ZM218 90V89H217ZM221 90V89H220ZM224 90V89H223ZM233 90V89H232ZM236 90V89H235ZM235 90L233 92H235ZM244 90V89H243ZM247 90V89H246ZM245 90V91H246ZM58 91V90H57ZM115 91H113V94H109L110 96L114 95V93H116ZM152 91V92H151ZM172 93L173 90H171ZM208 91V90H206ZM228 91V90H227ZM237 91V90H236ZM62 92V91H61ZM110 92H112L110 90ZM166 92V91H165ZM211 92V91H210ZM216 92V91H215ZM226 92V91H225ZM229 92V91H228ZM231 92V91H230ZM229 92V94H231ZM232 92V94H233ZM238 92V91H237ZM243 92V91H242ZM263 94L261 97H263L261 100H259L258 102H256L255 104H253V99L254 101H257V99H255L256 95L254 96L255 98L252 97V103H249L247 101H243L241 100L239 103L238 101L241 99L244 98L243 96H240V99L237 100V104L236 103V100L234 101V103L232 102L231 105H229L228 109H233L231 110V113L233 112H241L242 114V117L241 118H238V119H235V117H231V116H225L224 119L223 117H221L222 119H218L219 115L217 116L218 120L214 121V123L211 125V127L209 128V130H207V132L205 131V133L203 132H199V130L201 128H199V126L195 125L193 126L192 124V129H194V133L197 134V136H195L193 139L200 141L199 138L200 136H205V140L206 142L205 145H202L201 146V142L200 144L193 142L194 140H192L193 143H196L198 145H194L192 144V150H194L195 148V151H194V157H192V159H197V158H202L203 162L206 161L208 162L209 160H211L212 162L214 161L215 164H217V166H213L211 163L208 165L210 166L211 170L209 171V174L207 176H204L203 179H201V181H203V187L200 186V184L198 186H194V191H193V194H192V197L194 195H196V198H192V201L191 203H189V207H190V210L182 217L180 218H177V219H173V221L170 223L169 227L165 230L164 228L162 229L161 228H157V232L155 233H151L150 235H148V242L145 243L146 245H144V248H143V251L138 254L137 256H133L132 257H128L126 258L125 262L122 263V264H130V262H135L136 264H169L170 263V259H171V256L172 254L175 255L174 253H176V251H178V248L179 246H182V249L184 250L185 252V256L183 257L184 258V262L183 264H220L221 261H223V258L226 256V255H229L228 253H233L235 251H237V253L239 252L238 250H240L242 247L244 248L245 246H243L244 243L248 244L246 241L247 239H250V237L252 236V234L257 231V230H261L263 233L261 234V240H262V244L264 243V91L262 90ZM203 93V92H202ZM209 93V92H208ZM212 93H213V90H212ZM222 93V92H220ZM224 93V91H223ZM19 94V93H18ZM127 94V93H126ZM126 94L125 92L123 93V99L124 97H126ZM179 94V95H180ZM190 95V96H187ZM211 94V93H209ZM207 94V100L205 103L206 104H203L204 101H199L198 99H195V100H198V102L194 105L192 104V107L190 109L191 112L193 113H197L196 111L198 110L199 107L201 106H207V104L209 102H211L209 100V95ZM214 94V93H213ZM231 94V95H232ZM35 92L32 93V94H29L28 95V98H34L35 97ZM121 95V94H119ZM125 95V96H124ZM162 95V94H161ZM164 95V94H163ZM202 95V94H201ZM204 95V94H203ZM206 95V94H205ZM209 95V96H208ZM217 95V94H215ZM234 95V94H233ZM232 95V96H233ZM238 95H236L238 97ZM249 95V93H248ZM38 96V95H37ZM41 96V95H39ZM52 96V95H51ZM115 96V95H114ZM113 96V97H114ZM117 96V95H116ZM122 96V95H121ZM120 96V97H121ZM200 96V95H198ZM229 97V95H227ZM236 96H234L236 98ZM46 97V95H45ZM163 97V96H162ZM167 99L168 96H166ZM164 97V98H166ZM205 97V96H204ZM204 97L202 96V99H204ZM212 97V96H211ZM218 97V96H217ZM225 96H223V94H221V98H223ZM227 97V98H228ZM29 98V99H30ZM118 98V97H117ZM128 96L126 97V100H127ZM164 98L162 100H164ZM180 98V96H179ZM182 98V97H181ZM188 98V100H190ZM220 98V99H221ZM166 99V100H167ZM216 99V98H215ZM214 99V101H215ZM225 99V98H223ZM233 99V98H231ZM231 99H228V101H232ZM245 99V98H244ZM248 101L250 99V96L247 98ZM46 100V99H45ZM125 100V99H124ZM131 100V99H129ZM205 100V99H204ZM212 100V99H211ZM218 100V99H217ZM226 100V99H225ZM138 101V100H137ZM149 102V100H147ZM193 101V100H191ZM220 101V100H219ZM227 101V103H228ZM139 102V101H138ZM137 102V103H138ZM151 102V101H150ZM157 102V101H156ZM164 102V101H163ZM190 102V101H188ZM200 102V104H199ZM221 102H226V101H220V104ZM158 103V102H157ZM166 102H164L165 104ZM168 106L170 107L171 109V112L178 116H183L185 115V119H188V117H186V113L184 111V107L182 106L181 103H178V102H175L173 99L171 100H168ZM166 103V104H167ZM185 103V102H184ZM187 103V102H186ZM212 103V102H211ZM211 103L210 106H211ZM225 103V104H227ZM231 103V102H229ZM45 104V103H44ZM99 104H101L100 106H104L105 104H108L106 103L105 101L103 102H99ZM136 104V103H135ZM151 104V103H150ZM202 104V105H201ZM208 104V105H209ZM216 104V102H215ZM51 105V104H49ZM117 105V104H115ZM121 106H124V104H120ZM218 105H219V102H218ZM216 105V106H218ZM228 105V104H227ZM44 106V105H43ZM190 106V105H189ZM216 106H214L215 108H213L212 110H216ZM220 106V105H219ZM225 106V105H224ZM46 107V106H45ZM145 107V106H144ZM208 107V106H207ZM227 107V106H226ZM11 108H9L8 110H10ZM49 108V107H48ZM136 108V107H135ZM150 109V107H148ZM146 108V109H148ZM206 108V107H205ZM204 108V109H205ZM209 108V107H208ZM223 108V106H222ZM42 109V108H41ZM47 109V108H46ZM169 109V110H170ZM201 109V108H200ZM225 110H227L226 108H224ZM56 110V109H55ZM94 110V109H93ZM129 110V109H128ZM155 110V109H154ZM168 110V109H167ZM211 110V108H210ZM211 110V111H212ZM221 110V108H220ZM228 110V111H230ZM12 111V110H10ZM45 111V110H44ZM49 111V110H48ZM47 111V112H48ZM117 111V110H116ZM156 111L157 108H156ZM161 111V110H160ZM209 111V110H208ZM207 111V112H208ZM228 111H225V112H228ZM55 112V111H54ZM115 112V111H114ZM205 113V111H203ZM216 112V111H215ZM222 112V110H221ZM41 113H43L41 111ZM146 114H148V112L145 111ZM159 113V112H158ZM161 113V112H160ZM203 113V114H204ZM210 112H208L209 114ZM214 113V111H213ZM217 113H220L219 111H217ZM230 113V114H231ZM48 114V113H46ZM81 114V113H80ZM156 114V113H155ZM172 114V115H174ZM223 114V113H221ZM225 114V113H224ZM15 115V113H14ZM43 115H45L43 113ZM120 115V114H119ZM157 115V114H156ZM191 115V114H190ZM199 115V114H198ZM202 115V113H201ZM212 115H215V114H212ZM226 115V114H225ZM236 115V113H235ZM233 115V116H235ZM47 116V115H45ZM154 117V115H152ZM165 116V115H164ZM168 116V115H167ZM193 116V115H192ZM211 116V115H210ZM210 116H208L210 118ZM216 116V115H215ZM214 116V117H215ZM222 116V115H220ZM18 117H21V118H24L25 116L24 115H19ZM114 117V116H112ZM122 118L121 119H124L123 116H120ZM143 117V116H142ZM148 117V116H147ZM173 117V116H172ZM179 118V121L180 120H185L184 118ZM199 117V116H198ZM167 118V117H166ZM169 118V117H168ZM235 120H234V119ZM26 119H31V117H28V118H25V122L26 123ZM157 119V118H156ZM159 119V118H158ZM172 119V118H171ZM211 119V118H210ZM209 119V124L211 123V120ZM34 120L37 121L38 123H43V122H47V120H45V118H34L32 119L33 123H34ZM64 120L66 121V119H61V122L60 123H64ZM73 120V119H72ZM125 120V119H124ZM122 120V122L124 121ZM128 120V119H126ZM125 120V122H126ZM149 120V118H148ZM176 120V119H175ZM200 120V119H199ZM213 120V119H212ZM215 120V119H214ZM118 121V120H116ZM147 121V120H146ZM154 121V120H153ZM169 121V120H168ZM173 121V120H172ZM178 121V120H177ZM176 121V122H177ZM191 121V120H190ZM204 121V120H203ZM208 121V120H206ZM31 122V120L29 121ZM36 122V123H37ZM112 122V121H111ZM115 122V121H114ZM170 122V121H169ZM222 123L221 125H219L218 123ZM51 123V122H50ZM121 123V122H120ZM149 123V122H148ZM156 123V122H155ZM164 123V122H163ZM186 123V122H185ZM192 123V122H190ZM27 124V123H26ZM32 124V123H30ZM65 124V123H64ZM123 124V123H122ZM181 124V123H180ZM207 124V125H209ZM36 125V124H35ZM68 125V123L66 122V124L64 126ZM150 125V124H149ZM25 126V125H24ZM28 126V125H27ZM122 126V125H121ZM129 126V125H128ZM152 126V125H151ZM149 126V127H151ZM157 126V125H156ZM26 127V126H25ZM70 130V126H67ZM66 127V128H67ZM124 127V126H123ZM144 127V126H142ZM175 127V126H174ZM183 127V126H182ZM209 127V126H208ZM101 128V127H100ZM127 128V127H126ZM129 129H131L130 127H128ZM145 128V127H144ZM188 128V127H187ZM191 128V127H190ZM53 129V128H52ZM138 129V128H136ZM152 129V128H151ZM160 129V128H159ZM167 130L168 128H163V130L159 131L160 133H162L163 135L167 134L165 133L164 130ZM49 130V129H48ZM72 130V128H71ZM70 130V131H71ZM182 130V128H181ZM204 130V129H203ZM202 130V131H203ZM140 131V130H138ZM137 131V132H138ZM168 131V130H167ZM171 131V130H170ZM169 131V132H170ZM141 132V131H140ZM139 132V134H140ZM157 132V131H156ZM185 132V131H184ZM80 133V132H79ZM142 133V132H141ZM181 133V132H179ZM189 134V133H188ZM137 135V134H136ZM52 136V135H51ZM124 136V135H123ZM122 136V137H123ZM127 136L125 135L124 138H126ZM201 137V139L203 138ZM130 138V137H129ZM197 138V139H196ZM118 139V138H117ZM168 139V138H167ZM185 136L184 134H180L177 136V138L173 137L171 138L170 140H166V139H162L161 140V144L163 145H167V147H173V146H182V145H185V147H190V145H188V142L187 140H185ZM190 139V138H189ZM116 140V139H115ZM120 141V139H118ZM127 140V139H126ZM135 140V138H134ZM132 140V141H134ZM140 140V139H139ZM155 140V139H154ZM171 141V142H170ZM93 142V141H92ZM118 142V141H116ZM115 142V143H116ZM121 142V141H120ZM143 142V141H142ZM141 142V143H142ZM104 143V142H103ZM134 143V142H133ZM138 143V142H137ZM150 143V142H149ZM148 143V144H149ZM110 144V143H109ZM124 144V143H123ZM147 144V145H148ZM158 144V142H157ZM203 144V143H202ZM114 145V144H113ZM127 145V144H126ZM134 145V144H133ZM132 145V146H133ZM151 145V144H150ZM188 145V146H187ZM93 146V145H92ZM110 146V145H109ZM118 146V144L116 145ZM124 146V145H123ZM128 146V145H127ZM126 146V147H127ZM138 146V144H137ZM139 146H141L143 148L142 145L139 144ZM138 146V148H139ZM153 146H154V143H153ZM152 146V147H153ZM179 146V148H180ZM95 147V146H94ZM107 147V146H106ZM119 147V146H118ZM130 147V145H129ZM156 147V145H155ZM155 147L153 149H155ZM162 147V146H161ZM184 147V146H183ZM194 147V148H193ZM141 148V149H142ZM157 148V147H156ZM165 149V147L163 146L162 148H160L161 150L162 149ZM178 148V149H179ZM110 150L112 149V147L109 148ZM116 149V148H115ZM125 149V148H124ZM132 147H130V151H131ZM107 150V149H105ZM122 150V149H121ZM133 150V149H132ZM150 150V149H149ZM156 150V149H155ZM154 150V151H155ZM159 150V149H157ZM160 150V151H161ZM166 150V149H165ZM176 150V149H175ZM181 150V149H179ZM120 151V150H118ZM125 151V150H124ZM129 151V150H128ZM135 150H133L134 152ZM141 151V150H140ZM145 153V150H143ZM172 151V150H171ZM191 151V150H190ZM110 152V151H109ZM126 152V151H125ZM131 152V153H133ZM136 152V151H135ZM148 152V151H147ZM157 152V151H156ZM174 152V151H173ZM172 152V153H173ZM178 152V151H177ZM185 152V151H184ZM121 153V152H120ZM140 153V152H139ZM138 153V154H139ZM158 153V152H157ZM156 153V154H157ZM161 153H163V151H161ZM166 154V152H164ZM163 153V154H164ZM148 154V153H147ZM151 154V153H150ZM159 154V153H158ZM158 154L156 156H158ZM186 154V153H185ZM128 155V154H127ZM176 155V154H175ZM124 156V154H123ZM138 156V155H137ZM149 156V155H148ZM166 156V155H164ZM163 156V157H164ZM171 156H174V155H171ZM170 155L166 156L165 157V160L168 163H172L171 159H173L174 157H171ZM184 156V155H183ZM127 157H131L130 154L129 156ZM126 157V158H127ZM135 156L133 155V158ZM144 157V156H143ZM158 157H161V159H163L162 156H158ZM171 157V158H170ZM225 157V160L227 161H222V158ZM119 158V157H118ZM140 158V157H139ZM142 158V156H141ZM146 158V157H145ZM156 158V157H155ZM178 158V157H177ZM80 159V158H79ZM138 159V158H137ZM150 159V157L148 158ZM153 159V158H152ZM132 160V159H131ZM139 160V159H138ZM137 160V161H138ZM143 160V159H142ZM145 160V159H144ZM163 159L162 162L165 161ZM175 160V158H174ZM198 160V159H197ZM201 160V159H200ZM114 161V160H113ZM130 161V159L128 160ZM188 162V159L186 160ZM190 162H192L191 164L194 163V161L192 160H189ZM116 162V161H115ZM119 162V161H118ZM142 162V161H140ZM154 162V161H152ZM177 162V160H176ZM199 162V160H198ZM114 163V162H113ZM120 163V162H119ZM124 163V162H123ZM131 163V162H130ZM133 163H135L133 161ZM150 163V162H149ZM165 163V162H164ZM175 163V162H174ZM209 163V162H208ZM219 163V164H218ZM126 164V163H125ZM154 164V163H153ZM160 164V163H159ZM162 164V163H161ZM176 164V163H175ZM178 164V162H177ZM119 165V164H118ZM121 165V164H120ZM144 165V164H142ZM146 165V164H145ZM163 165V164H162ZM166 165V164H165ZM174 165V164H173ZM186 165V164H185ZM184 165V166H185ZM194 165V164H193ZM199 165V164H198ZM115 166H116V163H115ZM134 166V165H133ZM151 166V165H150ZM168 166V165H167ZM178 166V165H177ZM104 167V165H103ZM131 167V166H130ZM136 167V166H134ZM139 167V165H138ZM147 167V166H146ZM158 167V166H157ZM166 167V166H165ZM193 167V166H192ZM198 167V166H197ZM82 168V167H81ZM125 168V167H124ZM141 168H143V171H145V168L144 166H141ZM159 168V167H158ZM167 168L169 167H166V170H168ZM172 168V167H170ZM194 168V167H193ZM132 169H135V168H132ZM175 170V168H173ZM179 169V168H178ZM141 169H139L140 171ZM165 170V169H164ZM162 170V172L164 171ZM170 170V169H169ZM112 171V170H111ZM131 171V169H130ZM138 171V168L136 169V172ZM138 171V172H139ZM142 171V170H141ZM154 171V170H153ZM172 171V170H171ZM124 172V171H123ZM135 172V173H136ZM137 172V174H138ZM146 172V171H145ZM157 172V171H155ZM154 172V173H155ZM161 172V173H162ZM168 174L170 171H167ZM107 173V172H106ZM111 173V172H109ZM133 173H134V170H133ZM148 173H153V172H146V174ZM153 173V174H154ZM160 173V175H161ZM176 173V172H174ZM126 174V173H124ZM132 174V173H131ZM136 174V175H137ZM157 175V173H155ZM151 175L150 177H148V181L149 182H145L144 184V188L146 189V192L142 191V189L140 188V184L137 183L139 181H144L142 177L144 176H141L143 175V173L139 176H141V180L136 179V177H133L138 180L137 184H133V183H129V184H124L119 182L118 180L117 182L115 181L114 183H112V185L110 186H100L98 189L97 188H92V189H96L95 191H93L96 195H99L101 194L102 196L104 195V193H109V191H112V196L110 197V199H106L105 200H98L96 197V199L94 198H84V199H81L79 196V198H76L77 195L75 193H70L71 190V183H65L63 182L61 185L60 183H54L55 186L58 185V189L57 192L55 190L56 193H59L58 194H62V193H65L64 195L67 196L66 193L69 192V196L68 199L66 198V200H68V202H70L71 206H70V209L68 210V212L66 211L67 208L69 207V203H67L68 207H66V213L63 214L65 215L64 217H66L65 219V223L68 227V231L67 233H70L69 232V229H73L74 227H80L82 226V230L85 229V230H89V229H93V228H96V227H101L102 230H106L107 234L108 235H114L115 237L116 236H125V234L130 230H134L135 232L139 231L140 227L143 225L144 223V219L139 216V213H138V209H141L143 211H147V207L150 206V203H152V200H154V198H157V196H160L158 195L159 192L158 190L156 191L155 188H157V182H160L161 180L158 181V175ZM165 174V173H164ZM171 173L170 172V176H171ZM205 174V173H204ZM135 175V176H136ZM149 175V174H148ZM147 175V176H148ZM176 175V174H175ZM181 175V174H180ZM99 176V175H98ZM117 176V175H116ZM120 176V175H119ZM123 176V175H122ZM162 176V175H161ZM132 177V179H133ZM163 177V176H162ZM162 177L160 179H162ZM169 177V176H168ZM65 178V177H64ZM103 178V177H102ZM105 178V177H104ZM103 178V180H104ZM118 178V177H117ZM120 178V177H119ZM123 178V177H122ZM127 178V177H126ZM145 178V177H144ZM71 179V178H69ZM116 179V178H115ZM129 179V177H128ZM170 179V178H169ZM83 180V179H82ZM127 180V179H126ZM131 180V179H129ZM164 180V179H163ZM105 181V180H104ZM132 181V180H131ZM133 181H135L133 179ZM132 181V182H133ZM147 181V179L145 180ZM71 182V181H70ZM166 182V181H165ZM77 183V182H76ZM105 183V182H104ZM162 183V182H161ZM164 183V182H163ZM162 183V184H163ZM169 183V181H168ZM54 184H51V185H54ZM57 184V185H56ZM82 184V183H81ZM90 184V183H89ZM165 184V183H164ZM67 185V186H66ZM74 185V184H73ZM87 182L84 186H80V187H84L86 188L87 186ZM161 184L159 183V186ZM86 186V187H85ZM90 187V186H89ZM86 188L87 190L84 189V195L83 196H86L87 192L89 191L90 188ZM93 187V185H92ZM143 187V186H142ZM165 187V186H164ZM162 186V188H164ZM161 189V187H158ZM157 188V189H158ZM169 188V187H168ZM98 189V190H97ZM159 189V190H160ZM77 190V189H76ZM80 190V189H79ZM91 190V189H90ZM125 190H128V193H125ZM166 190V189H165ZM83 191V190H82ZM160 191H163L162 189ZM75 192V191H74ZM91 192V191H89ZM88 192V193H89ZM54 193V192H53ZM51 192V195L53 194ZM5 193H0V203L1 201L3 200V197L2 195H4ZM12 192H9L8 195H11ZM110 194V193H109ZM42 195V194H41ZM76 196V197H73ZM81 195V194H80ZM90 195H92V197L94 196L92 193H90ZM53 196V195H52ZM63 196V194H62ZM88 196V195H87ZM5 197V195H4ZM55 197V196H54ZM53 197V199H54ZM58 197V196H57ZM104 197V196H103ZM101 197V198H103ZM109 197V196H108ZM37 198V197H35ZM49 198V197H48ZM62 198V197H60ZM74 198V199H73ZM112 198V199H111ZM34 199V198H33ZM40 199V198H38ZM58 199V198H57ZM63 199V198H62ZM29 200V199H28ZM42 200V199H41ZM49 200V199H48ZM59 200V199H58ZM25 201H27V198H24L23 200H21L20 202L21 203H18L19 206L20 204H23L25 203ZM44 201V199L42 200ZM54 201V200H53ZM73 201V202H71ZM81 201V202H80ZM157 202V200H155ZM154 201V202H155ZM30 202V200H29ZM79 202L80 205L82 206V208L87 209L88 211H90V213L88 215H92V213H98V219H94L95 218V214H94V220L93 222H88V221H85V222H79V218H77V216H75L76 214L74 213V211L76 210L74 206H77L76 203ZM153 202V203H154ZM31 203L33 204V202L31 201ZM38 203V201L36 202ZM59 203V202H58ZM46 205V203H44ZM43 204V205H44ZM78 204V203H77ZM28 205V204H27ZM35 205V204H34ZM37 205V204H36ZM66 205V204H65ZM32 206V205H31ZM52 206V205H51ZM50 206V207H51ZM152 206V204H151ZM157 206V205H156ZM156 206H154L156 208ZM175 206V205H174ZM40 207V206H39ZM38 207V209H40ZM47 207V206H46ZM55 207H58L57 204L55 205ZM61 207V206H60ZM64 207V206H63ZM79 207V206H78ZM28 208V206H27ZM32 208V207H31ZM52 208V207H51ZM71 208H74L75 210L73 211V209L71 210ZM153 208V207H151ZM172 208V207H171ZM3 210H1L2 212L1 213H5V209L2 207ZM29 209V208H28ZM37 209V208H36ZM35 208L33 210H36ZM44 209V208H42ZM48 209V208H47ZM57 208L53 209V211L55 210L56 211ZM167 209V208H166ZM175 209V208H174ZM5 210V211H4ZM41 210V209H40ZM160 210V208H159ZM165 210V209H164ZM180 210V209H179ZM4 211V212H3ZM8 211V210H7ZM51 211V210H50ZM61 211L64 212L61 208ZM173 211V210H172ZM36 212V211H35ZM42 211H40L41 213ZM58 212V211H57ZM60 212V210H59ZM79 212V211H78ZM86 212V211H85ZM85 212L83 211V213L85 214ZM92 212V213H91ZM140 212V211H139ZM175 212V211H174ZM38 213V212H37ZM49 212H46V215L48 216ZM53 213V212H52ZM61 213V212H60ZM88 213V212H87ZM146 213V212H145ZM148 214H145V215H148L150 214V212H147ZM180 213V212H179ZM8 214V213H7ZM29 214V213H28ZM79 214V213H78ZM171 214V213H170ZM35 215V214H34ZM38 215V214H37ZM51 215V214H50ZM56 215V214H55ZM53 215V216H55ZM62 215V216H63ZM87 215V214H85ZM177 215V214H176ZM154 216V215H153ZM174 216V215H173ZM145 217V216H144ZM42 218V217H41ZM47 218V217H46ZM56 219V218H55ZM53 219V220H55ZM152 219V218H151ZM45 220V219H44ZM43 220V221H44ZM52 220V219H50ZM58 221V218L56 219ZM63 220V219H62ZM84 220V219H83ZM86 220V219H85ZM91 220V219H90ZM46 221V220H45ZM55 221V222H57ZM161 222H163V225L164 223L167 221V219H163V220H160ZM46 223V222H45ZM59 223V222H58ZM82 225H80V224ZM64 224V223H63ZM162 224V223H160ZM2 225L4 226L5 230H6V233H8L9 235H11L13 237V239H20V237L14 233L13 231H11L9 228H7L4 223L2 222ZM13 225V224H11ZM62 225V224H60ZM43 226H47V225H43ZM50 226V225H49ZM63 226V225H62ZM1 227V226H0ZM14 227V226H13ZM51 227V226H50ZM2 228V227H1ZM17 228V227H16ZM37 228V227H36ZM44 228V227H43ZM56 229V228H55ZM76 229V228H75ZM73 229V230H75ZM257 229V230H256ZM53 230V229H52ZM51 230V231H52ZM58 230V229H57ZM65 230V229H64ZM79 230V229H78ZM81 230V229H80ZM130 230V231H132ZM49 231V230H48ZM62 231V230H61ZM77 231V230H76ZM84 231V230H83ZM100 231V230H99ZM129 231V232H130ZM5 232V231H4ZM20 232V231H19ZM54 233V231H52ZM51 232V233H52ZM64 232V231H63ZM62 232V233H63ZM74 232V231H73ZM82 232V231H81ZM86 232V231H85ZM103 232V231H102ZM24 233V232H23ZM45 233V232H44ZM66 233V231H65ZM88 233V232H87ZM91 233V231H90ZM97 233V232H96ZM55 234V233H54ZM58 234V232H57ZM72 234V233H71ZM76 234V233H75ZM30 235V234H29ZM49 235V232L48 234ZM68 235V234H67ZM81 235V234H80ZM88 235V234H87ZM97 234H95L94 236H96ZM127 235V234H126ZM142 235V234H141ZM27 236V235H26ZM40 236V235H39ZM52 236V234H51ZM74 236V235H73ZM76 236V235H75ZM79 236V235H78ZM100 236V235H98ZM29 237V236H27ZM31 237H34V236H31ZM37 237V236H36ZM35 237V238H36ZM41 239H42V236H40ZM44 237V236H43ZM60 237V236H59ZM58 236L56 235H53L50 239H48V242L46 244H54L58 238ZM71 237V236H70ZM82 237V236H81ZM91 237V236H90ZM106 237V236H104ZM75 238V237H74ZM73 238V239H74ZM88 238V237H87ZM94 238V237H92ZM121 238V237H120ZM40 239V238H39ZM98 239V238H96ZM95 239V241H96ZM99 239H101L100 242H102V238L100 237ZM117 239V237H116ZM122 239H124L122 237ZM139 239V238H137ZM23 239H21L22 241ZM33 240V239H32ZM68 240L72 241L75 243V241H73L72 239L68 238ZM88 240V239H87ZM90 240V239H89ZM93 240V239H92ZM126 240V239H125ZM131 240V239H130ZM70 241V242H71ZM83 241V240H82ZM94 241V240H93ZM104 241V240H103ZM35 242H37L35 240ZM69 242V243H70ZM77 242H79V239L77 240ZM22 243L24 244V240L22 241ZM67 243V242H66ZM80 243V242H79ZM90 243V242H88ZM109 243V242H108ZM21 244V243H20ZM25 244H27L25 242ZM60 241H59V245L58 246H61L63 244H61ZM83 244V243H82ZM95 244V243H94ZM89 245L88 248L85 247L83 250L81 249L79 254L75 251H77L75 249L74 250H71L69 251L68 253H70V256L71 259H64L66 257H63V253L62 250L61 252H59L58 250H48V249H45L43 248L42 246H38V245H33L32 248H31V255L35 258V263L36 264H99L100 262V258H99V254H100V250L98 249L97 245V241H96V244L97 245ZM144 244V243H143ZM261 244V243H260ZM73 245V243H72ZM71 245V246H72ZM81 245V244H80ZM85 245V244H83ZM103 245V244H101ZM141 245V244H140ZM56 246V245H55ZM67 246V245H66ZM65 246V249L67 248ZM69 246V244H68ZM104 250L106 249V246L105 245V242H104ZM110 246V245H109ZM108 246V247H109ZM131 246V245H130ZM143 246V245H142ZM4 247V246H3ZM46 247V246H45ZM48 247V246H47ZM107 247V248H108ZM111 247V246H110ZM56 248V247H55ZM71 248V247H70ZM242 248V249H243ZM1 249V248H0ZM10 249V248H9ZM22 249V248H21ZM50 249V248H49ZM69 248H67L68 250ZM101 249H103L101 247ZM110 249V248H109ZM4 250V249H3ZM8 250V249H7ZM12 251H14L13 249H11ZM10 250V251H11ZM142 250V249H141ZM1 251V250H0ZM22 251V250H21ZM20 251V253H21ZM64 251V250H63ZM16 252V251H14ZM24 252V251H23ZM22 252V253H23ZM65 252V251H64ZM102 252V251H101ZM126 252V251H125ZM137 252V251H136ZM128 253V252H127ZM131 253V252H130ZM134 253V252H133ZM231 253V254H232ZM12 254V253H11ZM67 254V253H65ZM64 254V256H66ZM136 254V253H135ZM236 254V252H235ZM6 255H8V252H2L0 253V264H8L9 263V259L6 261L4 258ZM14 255V253L12 254ZM17 255V253H16ZM19 255V254H18ZM24 255V254H23ZM22 255V256H23ZM26 255V254H25ZM105 255V254H104ZM11 256V255H10ZM69 256V257H70ZM102 256V255H101ZM107 256V255H106ZM122 256V255H121ZM127 256V255H126ZM176 256V255H175ZM16 257V256H15ZM20 257V255H19ZM25 257V256H24ZM30 257V255H29ZM74 257H77V258H74ZM117 257V256H116ZM115 257V258H116ZM182 257V256H181ZM17 258V257H16ZM27 258V257H26ZM78 258H80V261H76ZM178 258V257H177ZM226 258V257H225ZM224 258V260H225ZM231 258V257H229ZM228 258V259H229ZM15 259V258H14ZM18 259L21 260V258H17V263H18ZM31 259V258H30ZM107 259V258H106ZM118 259V258H116ZM227 259V260H228ZM233 259V258H231ZM19 260V261H20ZM27 260H29L27 258ZM33 260V258H32ZM226 260V261H227ZM13 261V260H12ZM23 261V260H22ZM20 261V263H24L25 262H22ZM43 261V262H42ZM27 262V261H26ZM34 262V261H33ZM109 262V260H108ZM112 262V261H111ZM225 262V261H224ZM18 263V264H20ZM31 263V262H30ZM106 263V262H104ZM101 262V264H104ZM10 264V263H9ZM34 264V263H33ZM110 264V263H109ZM134 264V263H133ZM180 264V263H179ZM222 264V263H221ZM227 264V262H226ZM239 264V263H237Z\"/></svg>","mask_w":264,"mask_h":264}]
</instances>
